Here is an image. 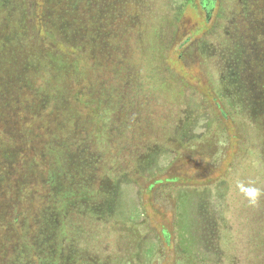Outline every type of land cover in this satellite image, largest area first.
Here are the masks:
<instances>
[{
  "label": "trees",
  "instance_id": "16d2710c",
  "mask_svg": "<svg viewBox=\"0 0 264 264\" xmlns=\"http://www.w3.org/2000/svg\"><path fill=\"white\" fill-rule=\"evenodd\" d=\"M192 2L0 0V264H140L142 197L179 193L193 195L177 264H264L231 244L220 182L196 180L224 123L264 117V17L255 0H199L205 21L216 13L191 40L179 22ZM170 238L162 227L152 243Z\"/></svg>",
  "mask_w": 264,
  "mask_h": 264
},
{
  "label": "rangeland",
  "instance_id": "374dc122",
  "mask_svg": "<svg viewBox=\"0 0 264 264\" xmlns=\"http://www.w3.org/2000/svg\"><path fill=\"white\" fill-rule=\"evenodd\" d=\"M198 1L193 0L192 3H188L183 8L179 22L182 38L188 37L191 40H196L206 34L205 28L212 25L216 11H212V18L209 21H205L204 14L197 7ZM227 1L222 0V2ZM258 2L260 0H255L251 5L250 3L248 4L251 7V14L257 17L260 15L264 17L259 11ZM234 4L238 5V11H240V4L238 2H234ZM249 7L244 9L247 14L250 13ZM260 28L262 29V27ZM243 32H249V30H243L241 27L236 30L238 34H244ZM237 38L239 37L237 36ZM172 66L177 70L180 69L177 63ZM191 71L198 73L200 66L196 64L191 68ZM204 81L202 85H204ZM192 83H195V81H192ZM254 116L252 118L244 117L242 121L234 118L236 119L235 122L238 121V124L232 123L233 121L231 120L223 124V128L226 127L227 130L220 137V145L213 148L215 155L218 157L216 167L213 169H208L207 167V173L210 174L206 176L199 175L196 178V180H199L197 184L201 187L199 189L202 190L205 188L210 190L215 182H220L218 188L222 192L223 197L216 207L219 220L224 223L223 226L227 227L226 233L229 236L233 235L231 244L235 245V251L239 252L237 255L241 257L243 255L245 257L249 256L252 259L256 254L259 258L264 257V234L260 233V229L264 225V219L262 217L260 222L263 225L259 228L258 225L261 223H258L257 217L255 219L253 215V212H255V215L258 213L264 215V195H261L262 201L258 202L255 210L249 205L243 194L239 192L236 183L237 181L254 182L258 179L254 182V185L261 188L258 184L261 179L258 170L261 171L260 167L264 165V117L261 115ZM238 129L242 131H238ZM196 165V163L193 164V166ZM206 185L208 186L204 187ZM191 195L193 194L190 193L189 198L186 193L174 194V199L163 205L161 201H154L151 204L148 202L147 196L142 197V201L146 204L145 210L151 224L146 227L144 224L140 225V232L142 235L148 233L151 243L141 253L139 257L140 264H177L174 258L176 253L187 249L185 219ZM212 198L214 199V197ZM192 199L196 200V198ZM133 212L137 220L141 219L139 210L136 209ZM252 219H255L256 222L254 227L246 223V220H249L252 224ZM162 227L171 234L170 242L167 246L166 244L152 243L153 239H160ZM201 227H203V224H201ZM178 262L182 261L179 260Z\"/></svg>",
  "mask_w": 264,
  "mask_h": 264
},
{
  "label": "clouds",
  "instance_id": "9594fccd",
  "mask_svg": "<svg viewBox=\"0 0 264 264\" xmlns=\"http://www.w3.org/2000/svg\"><path fill=\"white\" fill-rule=\"evenodd\" d=\"M236 187L240 193L247 199L250 206H256L259 202V198L264 194V190L254 185V182L249 181L247 183L243 181H237Z\"/></svg>",
  "mask_w": 264,
  "mask_h": 264
}]
</instances>
